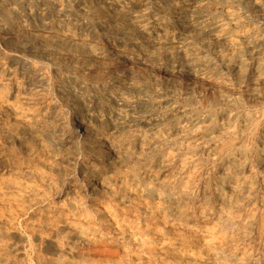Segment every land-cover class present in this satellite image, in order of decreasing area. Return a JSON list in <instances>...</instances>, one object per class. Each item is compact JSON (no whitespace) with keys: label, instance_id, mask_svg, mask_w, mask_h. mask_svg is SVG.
Wrapping results in <instances>:
<instances>
[{"label":"bare ground","instance_id":"obj_1","mask_svg":"<svg viewBox=\"0 0 264 264\" xmlns=\"http://www.w3.org/2000/svg\"><path fill=\"white\" fill-rule=\"evenodd\" d=\"M12 2L8 9L0 0V50L13 53L0 61V135L8 142L0 149V198L50 214L72 210L58 230L107 264H249L253 247L243 256L233 248L264 220V110L239 111L264 103V0ZM78 29L116 48L100 49ZM43 52L56 57V71L69 81L65 94L79 103L72 127L52 99L30 97L45 84L40 71L25 65L28 80L12 71L23 54ZM154 70L171 73L174 84ZM184 73L202 76L212 98L179 85ZM83 161L77 179L66 181L67 170L60 171L56 204L44 206L42 188L54 182L42 168L71 164L77 171ZM211 165L215 171L204 175ZM35 236L59 257L72 252L68 243Z\"/></svg>","mask_w":264,"mask_h":264},{"label":"rangeland","instance_id":"obj_2","mask_svg":"<svg viewBox=\"0 0 264 264\" xmlns=\"http://www.w3.org/2000/svg\"><path fill=\"white\" fill-rule=\"evenodd\" d=\"M42 1H49V0H42ZM60 1H62V2H64V3H66V4H69V5H71V6H73V7H78V6H80L81 5V3H82V0H60ZM4 4L7 6V8L8 9H12L13 7H15L16 5L14 4V2H12V0H4ZM9 4V5H8ZM11 6V7H10ZM48 22H50V23H53L52 22V20L51 19H49L48 20ZM31 33V32H30ZM30 33H28V34H30ZM32 33H36V34H38V35H41V34H43V31L42 32H38V31H36V32H32ZM76 34L77 35H79V36H82V37H85V36H87L89 33H87L86 32V30L85 29H78V30H76ZM28 37H30V36H28ZM87 38V37H86ZM88 38L89 39H91V40H93V43L95 44V46H97L98 48H100V49H103V50H108V49H113V48H116V44H114V43H112V42H110V41H108V40H106V39H102V38H100L99 37V35L98 34H94V33H90V37H89V35H88ZM105 40V41H104ZM97 41V42H96ZM100 44V45H99ZM108 45V46H107ZM111 47V48H110ZM6 52V53H5ZM5 54H6V56H5ZM13 55V53L11 54V52H9L8 50H6L5 48H4V50H3V48L0 50V61L1 62H4V61H6L8 58L10 59V56H12ZM4 56V57H3ZM28 56H29V58H28ZM22 58H23V61H24V64H18V63H15V65H12V71L14 72V74L18 77V78H23L24 77V75H23V67L25 66V65H27V66H33L34 68H36L38 71H40L42 74H43V76H44V80H43V84H44V82H45V84L43 85V87L42 88H40V89H36L35 90V92L34 91H32L31 93L33 94V95H31V93H30V97L32 98H34V97H36L35 99H33L32 98V100L33 101H35V102H37V101H39V100H41V99H49V100H51L52 99V101L54 102V104L56 105V108H57V113L59 114V117L62 119V122H63V124H64V126H67V127H72V126H74V123L76 122V119H75V121H74V118H75V110H77V107H78V105H79V103H78V101L76 100V98H74L73 96H70V95H67V94H65V90H67L65 87L68 85V77H67V74L66 73H58L57 71H56V65H55V62L57 61V59H56V57H54L53 55H50V54H48V53H46V52H43V57H41V58H35V57H33V56H31L30 54H27V53H25V54H23L22 55ZM30 59V60H29ZM45 59V60H44ZM70 60V61H69ZM72 57L71 56H66L65 57V63L68 65V64H70L71 62H72ZM38 62V63H37ZM33 63V64H32ZM40 63V64H39ZM105 63L107 64V66H108V68L109 69H116L117 67L116 66H113V64H111L110 63V61H105ZM38 64V65H37ZM44 66H43V65ZM47 65V66H46ZM49 65V66H48ZM45 69H47V70H45ZM158 70H154L153 72H154V74L156 75V77L157 78H159V79H161L162 81H171V80H173V81H171V83H173L174 84V77H173V75L171 74V73H168V72H163V71H159V72H157ZM16 72V73H15ZM20 74H19V73ZM163 72V73H162ZM17 73H18V75H17ZM48 73V74H47ZM160 73V74H159ZM162 73V74H161ZM168 73V74H167ZM171 74V75H170ZM161 75H163V76H161ZM167 75V76H166ZM169 75V76H168ZM184 76V77H183ZM52 77V78H51ZM62 77V78H61ZM171 79H170V78ZM181 77V78H180ZM179 78H177L176 79V81L178 82V84L179 85H181V86H183V87H186L187 86V88H190V87H192L191 85L189 86V84H192L193 85V88L192 89H194L199 95H202V93H203V95L205 96L206 95V93H207V95L205 96V97H209V98H212V96H209L210 94H212L211 92L212 91H208L206 88H205V84H206V81H205V79L202 77V76H200L199 77V75H191V74H182L181 76H180ZM183 77V78H182ZM25 78V77H24ZM167 78V79H166ZM190 78V79H189ZM194 80H193V79ZM198 78V80H196ZM202 78V79H201ZM63 79V80H62ZM170 79V80H169ZM185 79H186V81H185ZM200 79V80H199ZM24 80H28V78H25ZM194 81V82H193ZM197 81V82H196ZM180 82V83H179ZM186 82V83H185ZM200 82V83H199ZM66 83V84H65ZM183 83V84H182ZM194 83V84H193ZM202 83V84H201ZM197 84V85H196ZM186 85V86H185ZM46 87V88H45ZM199 87H200V89H199ZM50 88H51V90H50ZM199 89L198 91H197V89ZM8 89H10V87L8 88ZM49 89V90H48ZM203 89H205V91L203 90ZM10 92H12L11 90H9ZM54 91V92H53ZM61 92V93H60ZM202 92V93H201ZM38 93H40V94H38ZM44 95H43V94ZM45 93H46V95H45ZM49 93V94H48ZM51 93V94H50ZM209 93V94H208ZM36 95V96H35ZM42 95V96H41ZM56 95V96H55ZM202 95V96H203ZM43 96H46V97H43ZM51 96V97H50ZM55 96V97H54ZM64 97V98H63ZM40 98V99H39ZM37 99H39V100H37ZM57 99H59V100H57ZM74 101V102H73ZM67 102V103H66ZM72 103V104H71ZM72 105V106H71ZM61 107V108H60ZM71 107V108H70ZM261 107V108H260ZM60 108V109H59ZM249 108V109H248ZM251 109V110H250ZM258 109H263L264 110V103H261L260 104V106L259 107H257V108H255V107H246L245 109H241L239 112L241 113V114H245L246 112L248 113V112H254V111H256V110H258ZM64 112H63V111ZM249 110V111H248ZM254 110V111H253ZM61 111V112H60ZM70 113H69V112ZM72 113V114H71ZM234 113H236V112H234ZM68 114H69V117H68ZM72 115V116H71ZM67 117V118H66ZM10 122H13V123H15V121L13 120H11ZM13 123H10V124H13ZM66 124V125H65ZM2 138V139H1ZM3 139H4V141H3ZM2 140V141H1ZM1 143H3V144H1ZM4 145V146H3ZM8 146V142H7V140L3 137V136H1L0 135V149H5L6 147ZM29 146H32V145H29ZM26 153L25 152H22L19 156H20V158L22 159V161H24L25 159H26ZM64 166H62L61 164L60 165H58V167H57V170L55 171V172H52V171H50L49 169V166L48 167H46V168H42V176H47V177H49L54 183H53V187L51 188H47V190L45 189V188H42V179H35V181L33 180V185L36 187V188H39V189H41L42 188V190H43V205L44 206H46V205H48L49 203H50V205H51V203L53 204V205H55L56 203H55V201H54V197H55V192H56V188H61V186H62V184H63V181L66 179V181H67V179L69 180V179H77V176H78V173H80V171H82L83 169H84V167H85V165H86V163H85V161H83L82 163H81V165L77 168V171H76V169H73V167H72V165L70 164V167H72V168H70L69 167V164L68 165H66V164H63ZM69 167V168H68ZM211 167V168H210ZM68 168V169H67ZM214 168V169H213ZM61 169V170H60ZM67 170V174H68V176L64 179V177H62L61 175V172L60 171H62V170ZM69 169L71 170L70 171V173L68 172L69 171ZM215 169H216V167H215V165L213 166V165H211V166H209V167H207L206 169H205V171H204V175H205V173H206V176H211L212 174L211 173H213L214 171H215ZM76 173H75V172ZM44 172V173H43ZM60 172V173H59ZM47 173V174H46ZM57 174V175H56ZM59 174V175H58ZM72 174V175H71ZM208 174V175H207ZM209 174H211V175H209ZM50 175V176H49ZM52 175V176H51ZM39 178H42V177H39ZM59 179H61L62 180V182L61 181H59ZM41 181V182H40ZM39 183V184H38ZM55 183H56V185H55ZM62 183V184H61ZM36 184L38 185V186H36ZM58 184H60V185H58ZM58 185V186H57ZM57 186V187H56ZM54 187H56L55 188V191H54ZM46 190V191H45ZM45 191V192H44ZM54 191V192H53ZM49 193V194H48ZM51 194V195H50ZM54 195V196H53ZM5 198L6 199H8V198H10V199H8V200H4V197H1L0 199V211H2L3 210V212L1 213L0 212V241L2 242H0V264L2 263H10V264H14V262H15V264H48V263H50V264H53L54 262H56V263H54V264H60V262L63 260L64 262L65 261H67L68 260V262L70 261H72L71 263L72 264H80V263H84V264H92V262H93V260H94V263L96 264V263H99V264H107L108 262L107 261H105L106 260V258H104V257H100V258H95V255L90 251V249L86 246V245H84V244H71L70 243V241H69V237H70V235H69V232H68V230H65V229H61V230H58V228L60 227V225H62L61 224V222H62V220L66 217V216H68V217H70V218H73V216L72 215H74V212L72 213V210H65V213H64V215H61V214H50V211L48 210V208H45V209H43V207L42 208H39V206H37V207H34V208H32V209H29V207L28 206H26V205H29V204H25V203H23L18 197H10V196H5ZM49 200H48V199ZM15 201V202H12L13 200ZM12 200V201H11ZM17 200L19 201V202H17ZM50 200H51V202H50ZM53 200V201H52ZM2 201V202H1ZM46 201V202H45ZM4 203H5V205H4ZM10 205H9V204ZM16 205H14V204ZM47 203V204H46ZM13 205V206H12ZM17 205H23V207H21V206H19V207H17ZM4 206V208L2 209V207ZM8 208H7V207ZM10 206V207H9ZM14 207V208H13ZM17 210H16V209ZM18 209H20V210H22V211H20V210H18ZM15 210V211H14ZM24 210H26V211H24ZM32 210V211H31ZM35 210V211H34ZM37 210V211H36ZM251 209H247V210H245V211H247V212H245L244 214L245 215H251V211H250ZM5 211H8L7 213L5 212ZM14 211V212H13ZM17 211H18V213H17ZM20 211V212H19ZM24 211V212H23ZM23 213V215H22V213ZM26 212V213H25ZM32 212L34 213V215L32 214ZM38 212V213H37ZM10 213V214H9ZM14 213V214H13ZM21 213V214H20ZM28 213V214H27ZM42 215H41V214ZM68 213V214H67ZM71 214V216H70V214ZM247 213V214H246ZM9 215V216H7V215ZM20 215V216H19ZM29 215V216H28ZM5 216V217H4ZM16 216V217H15ZM40 216V217H39ZM45 216H46V218H45ZM54 216H56V217H54ZM12 217V218H11ZM8 218H9V220H8ZM30 218V219H29ZM35 218V219H34ZM39 218V219H38ZM6 219V220H5ZM13 219H15V220H13ZM28 221H27V220ZM33 219V220H32ZM4 220V221H3ZM7 220H8V222H7ZM32 220V221H31ZM39 220V221H38ZM12 223V225H11V223ZM15 221V222H14ZM261 221V220H260ZM258 222V224H257V227L255 226L254 227V229L252 230V231H250L248 234H244V237L243 238H241V239H239V240H237L235 243H237V244H235L234 245V250H233V252H235V250H237L238 252V254L237 253H234L236 256L238 255V256H243V251L244 250H247V249H249V247H253V249H252V252L251 253H253V254H251V256L252 257H249V261H247V262H249V264H264V236H262V235H264V229H263V224H264V220L262 221V223L261 222ZM6 222V223H5ZM21 222V223H20ZM32 222V223H31ZM34 222V223H33ZM38 223V224H37ZM41 223V224H40ZM10 224V225H9ZM27 224V225H26ZM31 224V225H30ZM35 224V225H34ZM45 224V225H44ZM47 224V225H46ZM261 224V225H260ZM34 225V226H33ZM38 225V226H37ZM40 225H42L41 227H40ZM57 225H58V227H57ZM2 226H4V227H2ZM11 226H14V227H18L17 229H14L13 230V228L14 227H10ZM24 226V227H23ZM46 228H45V227ZM98 228H97V227ZM95 227H96V229H100V231L101 232H104L105 234L104 235H106V236H110L109 235V232L107 231V229H105L104 227L103 228H101V226L99 225V223H97V225H96ZM239 226H240V224H239ZM8 228V229H7ZM26 228V229H25ZM44 228V229H43ZM55 228V229H54ZM3 229H6V230H4L3 231ZM11 229V230H10ZM20 229H21V232H20ZM34 229H36V230H33ZM8 230V231H7ZM27 230V231H26ZM28 230H30V231H28ZM43 231V232H42ZM48 231V232H47ZM99 231V232H100ZM263 231V232H262ZM10 233V234H8V233ZM52 232V233H51ZM108 232V233H107ZM253 232H255V233H253ZM2 233V234H1ZM20 233V234H19ZM23 233V234H22ZM42 234V236L43 237H46V238H52V239H56V240H58V241H60V242H63V243H68V244H70V246H71V248H72V252L70 253V254H65L64 256H58L56 253H55V251H54V248H53V246L52 245H47V244H45V243H43L42 244V241H40V240H38L37 238H36V234ZM45 233H46V235H45ZM48 233V234H47ZM250 233H252L251 235L252 236H250ZM261 234V235H260ZM32 235V236H31ZM65 235V236H64ZM246 235V236H245ZM248 235V236H247ZM9 236V237H8ZM18 236V237H17ZM34 236H35V239H34ZM48 236V237H47ZM261 236V237H260ZM53 237H55V238H53ZM63 237V238H62ZM245 237H246V239H245ZM253 237V238H252ZM257 237V238H256ZM250 238V239H249ZM261 238V239H260ZM14 239V240H13ZM21 239V240H20ZM245 239V240H244ZM4 240V241H3ZM7 240V241H6ZM34 240V241H33ZM64 240V241H63ZM68 240V241H67ZM257 240V241H256ZM259 240V241H258ZM21 241L23 242V243H21ZM242 243H241V242ZM263 241V242H262ZM4 242H6L5 244H4ZM10 242V243H9ZM15 242V243H14ZM39 242L42 244H39ZM251 242V243H250ZM261 242V243H260ZM25 243V244H24ZM241 243V244H240ZM247 243V244H246ZM8 244V245H7ZM27 244V245H26ZM245 244V245H244ZM17 245V246H16ZM21 245H24L23 246V248H22V246ZM73 245V246H72ZM82 245V246H81ZM239 245V246H238ZM241 245V246H240ZM248 245V246H247ZM257 245V246H256ZM42 246V247H41ZM79 246H80V248H79ZM19 247H21V248H19ZM38 247L40 248V249H38ZM52 247V248H51ZM85 247V248H84ZM235 247H237V248H235ZM246 249H245V248ZM6 248V249H5ZM18 248V249H17ZM29 248V249H28ZM73 248L75 249V250H73ZM259 248V249H258ZM8 249V250H7ZM16 249V250H15ZM53 249V250H52ZM240 249V250H239ZM261 249V250H260ZM263 249V250H262ZM77 250H79V252H77ZM84 250V251H83ZM85 250H86V252H85ZM88 250V251H87ZM230 250V249H229ZM259 250V251H258ZM11 251H12V253H11ZM253 251H255V253L253 252ZM16 254H15V253ZM18 252V253H17ZM20 252V253H19ZM32 252V253H31ZM232 252V251H231ZM9 253V254H8ZM33 253H35V254H33ZM249 253V252H248ZM14 254V255H13ZM26 254V255H25ZM75 255L74 257H73V255ZM81 254V255H80ZM86 254V255H85ZM87 254H88V256H87ZM263 254V255H262ZM40 255H42V256H40ZM80 255V256H79ZM84 255H85V257H84ZM260 255V256H259ZM8 256V257H7ZM19 256V257H18ZM28 256V258H26ZM58 256V257H57ZM258 258H257V257ZM12 257V258H11ZM18 257V258H17ZM42 257H43V259H42ZM52 257V258H51ZM57 257V258H56ZM87 257V258H86ZM88 257H90V258H88ZM93 257V258H92ZM16 260H15V259ZM21 258V259H20ZM24 258V259H23ZM49 258V259H48ZM73 258V259H72ZM86 258V259H85ZM91 258H92V260H91ZM4 259H6V260H4ZM10 259V260H9ZM23 259V260H22ZM55 259V260H54ZM67 259V260H66ZM72 259V260H71ZM89 259V260H88ZM13 260H14V262H13ZM25 260H27V261H25ZM40 262H39V261ZM42 260H43V262H42ZM52 260V261H51ZM88 260V261H87ZM9 261V262H8ZM18 261V262H17ZM33 261H34V263H33ZM59 261V262H58ZM81 261V262H80ZM85 261H86V263H85ZM92 261V262H91ZM100 261V262H99ZM26 262V263H25ZM53 262V263H52ZM113 262H115V263H118L117 261H113Z\"/></svg>","mask_w":264,"mask_h":264}]
</instances>
